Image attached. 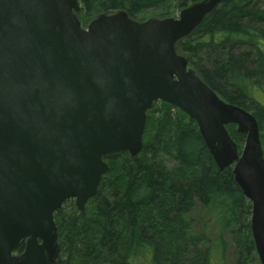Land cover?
Returning <instances> with one entry per match:
<instances>
[{"label": "water", "instance_id": "water-1", "mask_svg": "<svg viewBox=\"0 0 264 264\" xmlns=\"http://www.w3.org/2000/svg\"><path fill=\"white\" fill-rule=\"evenodd\" d=\"M222 3L178 18L99 15L87 29L79 0H0V264H56L55 213L85 211L109 172L106 157L143 149L148 110L162 101L194 120L220 170L252 203L264 264V151L257 119L224 101L177 50ZM246 135L239 151L227 126ZM26 240L21 256L13 252Z\"/></svg>", "mask_w": 264, "mask_h": 264}, {"label": "trees", "instance_id": "trees-1", "mask_svg": "<svg viewBox=\"0 0 264 264\" xmlns=\"http://www.w3.org/2000/svg\"><path fill=\"white\" fill-rule=\"evenodd\" d=\"M198 1L80 0L77 15L84 26L121 10L135 20L149 11L165 18ZM177 49L190 56L193 68L224 101L256 117L264 150V0H222ZM159 103L148 111L140 155L107 157L110 171L84 213L77 217L74 201L56 213L60 243L73 264H83L87 253L93 259L116 255L114 264H227L228 237L237 242L242 259L255 253L252 204L233 169L218 168L194 120ZM228 130L241 149L245 135L234 125ZM197 209L211 223L213 238L188 237L185 219ZM24 249L23 241L16 252Z\"/></svg>", "mask_w": 264, "mask_h": 264}, {"label": "rangeland", "instance_id": "rangeland-1", "mask_svg": "<svg viewBox=\"0 0 264 264\" xmlns=\"http://www.w3.org/2000/svg\"><path fill=\"white\" fill-rule=\"evenodd\" d=\"M121 11H124V10H121ZM179 13H180V11L179 12L176 11V13L171 17L172 18H178ZM159 14H160V11H155V12L149 11V12H146L144 14V16L142 15L144 17L143 20L140 19L137 21L143 22V21H147L150 18L164 19L163 17L159 16ZM165 18H168V17H165ZM87 25L88 24L85 25V28L87 27ZM181 54H184L189 60H191L189 55H187L183 52H181ZM160 104L161 103L158 102L157 103L158 106L156 105V107L160 108ZM234 126L236 127V129H238L237 125H234ZM237 133H239L238 130H237ZM245 139H246V137H245ZM244 143H245V141H244ZM244 143H243V146L240 150L243 149ZM168 161H170V160H168ZM167 166L169 168H174L176 166V164L170 163V164H167ZM107 192L113 193L112 191H109V190ZM75 206H76V204H75ZM87 206H88V204L86 205V208H87ZM76 211L78 212L77 217L81 213H84V211L81 212L77 208V206H76ZM185 220L187 221V226L189 228L188 234H187L189 238H192V239L197 238L198 239V238L202 237L203 235L205 236V238L206 237L207 238H213L214 237V230L209 229V227L211 226V223L206 221L204 211H202L201 209H197L192 214L187 215ZM59 239H60V237H59ZM228 243H229V245H228V253H227V264H238V262H242V264H261L257 251H255V253H253L252 255H249L247 260H244V259H242V257H244V256L241 255V252L239 251V247L237 245V242H235L232 237H228ZM93 245H94L93 242L88 244L89 248L94 249ZM62 247H65V245L61 242L60 243L61 258L57 264H73L74 260H72V255H70L67 251L62 249ZM120 248H121V246L118 247V251L120 250ZM18 256H20L19 253H18ZM115 258H116V255H112V256L108 257L107 254H105V255H102L98 258L93 259V256L91 254L87 253V258L84 259L83 264H114Z\"/></svg>", "mask_w": 264, "mask_h": 264}]
</instances>
